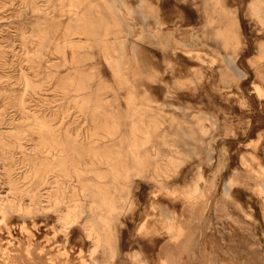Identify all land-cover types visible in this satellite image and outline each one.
Masks as SVG:
<instances>
[{"label": "rangeland", "instance_id": "obj_1", "mask_svg": "<svg viewBox=\"0 0 264 264\" xmlns=\"http://www.w3.org/2000/svg\"><path fill=\"white\" fill-rule=\"evenodd\" d=\"M263 159L264 0H0L9 264H264Z\"/></svg>", "mask_w": 264, "mask_h": 264}, {"label": "bare ground", "instance_id": "obj_2", "mask_svg": "<svg viewBox=\"0 0 264 264\" xmlns=\"http://www.w3.org/2000/svg\"><path fill=\"white\" fill-rule=\"evenodd\" d=\"M70 8V7H69ZM88 14V13H87ZM46 22V21H45ZM203 63V62H202ZM223 153H225V152H223ZM222 153V154H223ZM223 155H225V154H223ZM134 159V158H133ZM141 159V158H140ZM252 159L254 160V158L252 157ZM142 160V159H141ZM243 161V160H242ZM263 161H264V159H263ZM138 162V161H137ZM242 164H243V162H242ZM245 164V163H244ZM246 165V164H245ZM249 169V168H248ZM260 172V171H264V162H260V161H258L257 160V170H255L254 172ZM199 180H200V178H199ZM229 181H230V179H229ZM228 181V182H229ZM236 183V182H235ZM233 184V183H232ZM257 185L259 186L258 188L260 189V191H264V187H263V185H260L259 183H257ZM233 187V186H232ZM230 189H231V183H227V184H224V187H223V196L227 199V198H229V194H230ZM167 192V191H166ZM183 196H187V197H189L190 199H200L201 197H202V192H201V187H199L197 184H194L193 185V187H192V189L190 190V191H188L186 194H182ZM155 197H157V195L155 196ZM154 197V198H155ZM156 201H158V200H156ZM245 217V216H244ZM247 217V216H246ZM245 217V218H246ZM249 217V216H248ZM247 217V218H248ZM246 218V219H247ZM169 221H168V224H167V226L165 227V232H166V234H168L169 235V237L171 238V239H177V238H179L180 236H181V234L183 233V229L181 228V226L178 224V220H173V219H168ZM248 220H251L252 221V219H249L248 218ZM264 224V223H263ZM141 229V228H140ZM163 232H164V230H163ZM91 236V235H90ZM86 238H87V240L89 239V236H87L86 235ZM92 250V249H91ZM91 250H90V252H91ZM183 250H184V248H183ZM2 252L3 253H5V250H3L2 249ZM89 252V251H88ZM0 260L3 262V264H9L6 260H4L1 256H0ZM92 261V260H91ZM139 261V260H138ZM82 262V264H84V262L83 261H81ZM106 263V262H105ZM94 264H96V263H94ZM109 264V263H108ZM139 264H143V262H140ZM144 264H146V263H144Z\"/></svg>", "mask_w": 264, "mask_h": 264}]
</instances>
